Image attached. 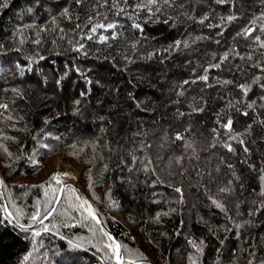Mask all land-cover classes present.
<instances>
[{
	"label": "trees",
	"instance_id": "obj_1",
	"mask_svg": "<svg viewBox=\"0 0 264 264\" xmlns=\"http://www.w3.org/2000/svg\"><path fill=\"white\" fill-rule=\"evenodd\" d=\"M261 17L264 0H0V264H119L107 231L124 264H264ZM59 155L102 223L73 186L54 201Z\"/></svg>",
	"mask_w": 264,
	"mask_h": 264
},
{
	"label": "snow or ice",
	"instance_id": "obj_2",
	"mask_svg": "<svg viewBox=\"0 0 264 264\" xmlns=\"http://www.w3.org/2000/svg\"><path fill=\"white\" fill-rule=\"evenodd\" d=\"M76 2L77 3H81V0H76ZM106 2H107V0H105V3ZM165 2H167V0H165ZM223 2H224V0H217V3H223ZM156 3H157V0H148V4L149 5L156 4ZM137 7H140V5H137ZM120 11H123V9H120ZM149 11H151L150 8H149ZM65 13H67V9H65ZM261 18L264 19V17H261ZM205 19H207V17H205ZM221 19H224V18H221ZM226 19L230 21V20L234 19V17L229 16ZM99 27H104V25H99ZM107 27L108 28H114L115 25L114 24H108ZM137 27H139V25H137ZM92 31H95V27H93ZM253 31H255L254 27L246 28V29H244L243 34L244 35H251ZM102 39H106V37H102ZM255 39L257 41H260V37L259 36L255 37ZM260 42H261L262 46H264V41H260ZM37 43H39V41H37ZM180 43L181 42L179 40H177L175 42V46L179 47ZM224 58L225 59L227 58V54H225ZM210 67L219 68L220 65L219 64H214V65H211ZM205 72H207V69L205 70ZM199 79L203 80V81H207L208 76H207V74H205V75L200 76ZM185 83H188V81H185ZM225 83H228V81H225ZM240 87L242 89H244L243 85H241ZM244 90L247 91V89H244ZM249 107H251V105H249ZM244 115H247V113H244ZM231 125H232V120L228 119V121L224 125V127L230 129ZM176 138L177 139H182V137L179 134H177ZM233 139H235V137H233ZM241 143H242V141H241ZM225 146L228 148L229 151H233L231 145H225ZM245 151H247V149H245ZM149 163H150V161H149ZM229 167H231V165H229ZM59 175L60 174H54L52 176L51 180L52 181H56L57 183H61V181L59 179ZM64 175H68V173H64ZM2 183H3V181L0 180V184H2ZM50 183H51V181H50ZM176 191L177 192H181L182 190L180 188H177ZM221 191L223 192V191H228V190L227 189H221ZM63 192H64V187H61L59 189H52V194H53V198H54L55 202H59V196L57 195V193L62 194ZM46 195H47V193H46ZM77 199L80 200V197H77ZM51 202L52 201H50L49 203H51ZM214 203H215V201H214ZM77 207L84 208V210L88 213V215L93 220H95L97 222V224H99V218L97 217L95 210L91 207L90 204H88V202L86 200H82L81 203L79 205H77ZM218 207H223V205L218 204ZM55 211H56L55 208H51L50 210H46V214L43 216V219H41V213L39 211V207H37V210L31 216V220H32L33 224L39 223L40 225H42L43 226V231L47 232L49 229H48L47 225H44V220L48 219V217L51 216ZM8 215L11 216V213H9ZM21 227H24V226L21 225ZM28 227H31V225H29ZM32 234H33V239H35V237H38V236L41 235V232L33 230ZM103 235L107 236L109 241H112L111 243H109L107 245V247L109 249H111V252L114 255L115 259L119 262V264H124L123 257L121 256V245L118 242H116L114 240V238L110 234H108L107 232H104ZM193 247L197 248V251H200V248L195 244V242H193ZM29 256H31V253H29L27 256H25L24 260L27 261ZM193 264H195V261H193ZM250 264H251V262H250Z\"/></svg>",
	"mask_w": 264,
	"mask_h": 264
},
{
	"label": "rangeland",
	"instance_id": "obj_3",
	"mask_svg": "<svg viewBox=\"0 0 264 264\" xmlns=\"http://www.w3.org/2000/svg\"><path fill=\"white\" fill-rule=\"evenodd\" d=\"M47 164H48V167H46L45 174L51 170L60 169L58 172H55V173L60 174L59 179L61 183L67 184L69 182H74V183L79 184L82 187L80 183L81 177H82V167L67 160L64 155L56 156L55 158L49 160ZM64 173H68V175H64ZM0 174H1V169H0ZM117 217L123 220V217L121 214H117Z\"/></svg>",
	"mask_w": 264,
	"mask_h": 264
},
{
	"label": "water",
	"instance_id": "obj_4",
	"mask_svg": "<svg viewBox=\"0 0 264 264\" xmlns=\"http://www.w3.org/2000/svg\"><path fill=\"white\" fill-rule=\"evenodd\" d=\"M230 129H231V128H230ZM69 185L75 187V188H76V189H77V190L83 195V197H84L85 200L88 202V204H90L92 208L94 207L93 204H92V202H91V200H90V197L86 194V192L83 190V188H82L79 184L74 183V182H69V183H67V184H65V185L63 186V187H64V190H65V188H66L67 186H69ZM97 217L99 218V222L102 223V219H101V217H100L99 214H97ZM107 232H108V234H110V235L114 238V236L112 235L111 232H109V231H107ZM114 240H115L116 242H118L115 238H114ZM121 254H122L123 260L125 261V256H124V254H123L122 249H121Z\"/></svg>",
	"mask_w": 264,
	"mask_h": 264
},
{
	"label": "bare ground",
	"instance_id": "obj_5",
	"mask_svg": "<svg viewBox=\"0 0 264 264\" xmlns=\"http://www.w3.org/2000/svg\"><path fill=\"white\" fill-rule=\"evenodd\" d=\"M162 42V41H161ZM30 196V195H29ZM28 198V197H27ZM122 255V254H121Z\"/></svg>",
	"mask_w": 264,
	"mask_h": 264
}]
</instances>
